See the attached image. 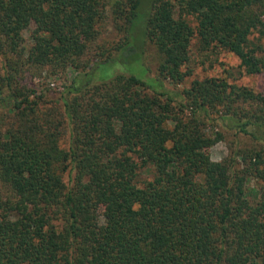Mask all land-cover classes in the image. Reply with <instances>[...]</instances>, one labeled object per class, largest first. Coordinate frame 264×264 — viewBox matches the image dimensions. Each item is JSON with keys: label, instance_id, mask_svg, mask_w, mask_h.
<instances>
[{"label": "trees", "instance_id": "obj_1", "mask_svg": "<svg viewBox=\"0 0 264 264\" xmlns=\"http://www.w3.org/2000/svg\"><path fill=\"white\" fill-rule=\"evenodd\" d=\"M145 2L0 0V264H264V95L179 87L264 76V0Z\"/></svg>", "mask_w": 264, "mask_h": 264}, {"label": "rangeland", "instance_id": "obj_2", "mask_svg": "<svg viewBox=\"0 0 264 264\" xmlns=\"http://www.w3.org/2000/svg\"><path fill=\"white\" fill-rule=\"evenodd\" d=\"M146 6H148V0H146ZM191 24L195 25V20L193 17H189ZM106 31V32H105ZM105 33L102 34V40L114 39L118 37L114 25L111 21L107 20ZM28 35V33L26 34ZM101 40V41H102ZM154 60V59H153ZM153 63V62H152ZM155 64V62H154ZM117 66V64H116ZM154 66V65H153ZM191 67L193 68L192 75H190L187 81L181 85L180 88L190 85L191 81L196 78H206V77H224L228 79L231 83L238 85L247 86L259 94L264 95V76L260 74H249L241 66V61L237 55L230 51H220V52H202L198 49L196 39L193 41V55ZM119 67H117L118 69ZM147 66L138 62V60L131 59L125 66H121V70H128L129 72L145 79L149 72H146ZM156 68V65H155ZM117 69L114 66H105L98 70V78H108L116 74ZM36 81H39L37 79ZM62 81L58 80L55 82V90L58 91V85H61ZM168 88H173L170 82H167ZM53 96V95H52ZM64 146H68V141L64 143ZM207 155H210L213 159H221L229 153V146L226 141L217 143L214 147L205 151ZM66 179L68 177L66 176ZM256 186L255 182L252 183ZM106 208L100 206L98 208V213L101 215L105 214Z\"/></svg>", "mask_w": 264, "mask_h": 264}]
</instances>
